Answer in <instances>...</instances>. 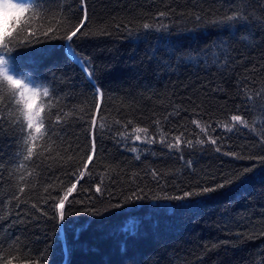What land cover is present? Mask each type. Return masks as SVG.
<instances>
[{
  "label": "trees",
  "instance_id": "1",
  "mask_svg": "<svg viewBox=\"0 0 264 264\" xmlns=\"http://www.w3.org/2000/svg\"><path fill=\"white\" fill-rule=\"evenodd\" d=\"M229 2L230 0H88L89 23L85 30L90 34L75 40L74 47L82 57L88 56L93 61L96 82L104 91L100 102L101 115L111 114L121 120L132 118L139 126L154 128L151 125L152 119L162 118L172 110L173 105H179L188 111H181L179 117L170 118L164 125L165 131L177 133V129L184 130L180 127L183 125L187 129L186 138L195 139L199 134L200 138L206 140L199 129L190 123L195 116L193 109L198 107L201 117L212 121L227 120L231 114H235V105L240 103L237 80L245 83V76L254 79L255 83L249 85L252 89H259L264 85V47L248 52L240 43L234 42L232 57L241 62L232 64L224 71L215 64L205 66L203 61L197 64L187 60L184 63H178L177 59L169 60L164 56V50L171 51L175 47L187 51L211 44L217 38L218 30L210 21L224 14ZM69 3L72 4L73 0H69ZM167 9H175L171 13V19L165 21L171 25L168 32H146L142 29L144 22H153L156 12ZM196 14L201 16L200 22L194 19ZM71 15L74 18L80 16L78 4L73 6ZM126 23L133 29L131 35L115 27V24L123 26ZM102 32L110 34H101ZM64 43L62 40H54L17 49L12 55L20 57L39 48L54 50V58L59 62L60 68L71 78L67 83L57 81L55 87L67 94L65 103L69 107L83 105L89 110L96 101L91 89L82 82L79 69L70 67L63 59ZM157 49L159 54L153 58ZM49 63L51 58L41 59L36 66L35 75L47 78L46 68ZM24 67L30 69L32 65ZM240 113L250 123L256 120L258 130L264 127L259 112L248 113L241 107ZM87 128L86 120H77L75 117L67 125V142L74 147L78 146L76 150L80 155H86L90 147L91 137ZM117 128L119 126H113L111 132H98L97 155L93 164L89 165L93 176L90 178L85 175L69 197L70 200L82 199L85 204L82 206L73 203L72 213L66 217L65 223L79 226L91 221L80 236L79 243L84 247L73 251L70 264H254L257 261L259 254L264 252V192L260 191L264 188V161L234 159L223 154L237 152L249 156L264 151L255 146L257 138L248 129H239L234 133L217 129L215 133H211L214 137H220L217 144L221 146V152H216V146L211 143L198 145L193 149L181 145L185 161H193V166L189 169L179 159L181 153L169 152L159 143L149 146L136 142L139 148L146 151L140 154L139 161L135 160L134 154L126 150V147L133 146L132 141L117 142ZM16 148L15 136L10 129H6L0 135V161L5 164L0 169V202L3 203L0 207V228L6 227L12 237L19 235L20 243L33 253H39L45 248V243H49L51 249L48 264H65L62 245L59 240L54 239V221L41 216L36 209L31 208V203L40 204L52 215L49 205L56 201L49 199L47 204L43 203L41 196H48L44 187L55 181V191L49 189V192L53 196H62V189L70 186V182L75 179L68 173L74 171L82 161L79 164L76 161H69L67 164L63 161H48L47 163L52 164L51 170L44 166L40 176L36 177L34 174L36 187L29 185L25 188L21 196L24 202L11 200L9 204V199L18 193L19 188L16 182L19 174L9 176L12 168L9 157ZM55 150L56 146H53L52 154ZM245 166L253 167L246 181L233 184L230 189L221 193L212 194V198L207 200V206L185 208L182 205L187 201L144 199L125 203L121 208L108 207L112 196L122 198L123 194L136 186L147 185L146 191L151 188L163 195L164 192L155 188L156 181L150 175L153 169L161 174L163 181L184 187L193 185L196 181L214 183L213 177L219 179L222 173ZM98 173L105 174L103 197L94 188L100 182ZM61 180L64 181L63 185L60 184ZM166 191L175 194L171 186ZM148 195L151 196L152 192H148ZM88 197L94 198L91 206L99 209L101 215L93 217L83 212V208L89 206ZM229 201L231 203L226 204ZM111 202L114 204L116 201ZM16 204H19V208ZM18 212L19 217L16 215ZM33 216L38 219H33ZM21 217L24 218L23 223L9 226L12 220ZM130 219L137 222L139 230L135 236L126 237L120 232V228ZM72 240V232L69 231L70 245ZM0 241L6 242L5 248L11 243L9 235L3 231H0ZM222 241L232 243L222 244ZM121 242L127 245L124 253L119 248Z\"/></svg>",
  "mask_w": 264,
  "mask_h": 264
},
{
  "label": "snow or ice",
  "instance_id": "2",
  "mask_svg": "<svg viewBox=\"0 0 264 264\" xmlns=\"http://www.w3.org/2000/svg\"><path fill=\"white\" fill-rule=\"evenodd\" d=\"M75 4L79 5L80 16L78 18L71 15ZM173 11L175 9L156 12L153 16V22H144L142 29L146 32H168L171 25L165 21L171 19ZM74 19L75 22H73ZM194 19L200 22L201 16L196 14ZM88 23V0H73L72 4L69 3V0H0V135H3L6 129H10L11 134L15 136L17 148L9 157V162L12 164L9 176H13L14 173L19 174L16 180L19 185L18 193L14 194L8 203L11 204V200L24 202L21 200V196L24 194L25 188L29 185L32 188L36 187L34 174L36 177L40 176L41 172L44 171V166L49 171L51 170L52 164L47 163L48 161L57 163L63 161L64 164L69 161H76L79 164V161H82V164L77 166L74 171L68 173L75 179L70 182V186H65L62 189V196H53L49 192V189L55 191V181L44 187V192H47L48 196H41L43 203L47 204L49 199L56 201V203L49 205L52 209V215H49L40 204L31 203V208L36 209L41 216L54 221L56 229L54 239L59 240L62 245L61 251L65 264H70V257L76 248L84 247L79 243L80 236L91 224L89 221L85 225L69 226L65 221L66 217L72 213L71 205L73 203L82 206L85 204L82 199L70 200L69 197L77 189V185L84 179L85 175L90 178L93 176L89 165L93 164L97 155L96 135L98 132H111L113 126H119L115 132V135L119 137L117 142L132 141L133 146L126 147V150L134 154L135 160L139 161L141 159L140 154L146 151V149L139 148L136 142L149 146L159 143L166 147L169 152L181 153L179 159L189 169L192 168L193 161L191 159L185 161L181 145L193 149L198 145L203 146L205 143H211L216 146V152H221V146L217 144L220 137H214L211 134L215 133L217 129H222L227 133H234L239 129H248L257 138L255 146L264 149V127H260L258 130L256 120L250 123L249 119L240 113L241 107L248 113L259 112L260 120L264 122V85L259 89L250 88L249 85L254 84L255 80L247 76L244 77L247 82L241 83L239 80L236 82L240 103L235 105L236 113L231 114L227 120H204L198 107L193 109L195 116L191 118L190 123L199 129V133L203 134L207 138L206 140L200 138L199 134L196 135L195 139L186 138L187 129L183 125L180 127L184 130L177 129L178 134L165 131L164 125L170 118L179 117L181 111H188L179 105H173L172 110L164 114L162 118L155 117L152 119L151 125H154V128L139 126L132 118L121 120L112 117L111 114L101 115L100 102L103 100L104 91L96 82V69L93 67V61L88 56L82 57L74 47L75 40L90 34L85 30ZM210 23L218 30L217 38L211 44L187 51L172 47L171 51L164 50V56L169 60L177 59L178 63H184L187 60L198 64L203 61L205 66L215 64L224 71L232 64L241 62L232 57L234 42L240 43L242 48L248 52L257 47H264V0H230L228 10L223 15L214 17ZM115 27L118 30L127 31L129 35L133 32L129 23L123 24V26L115 24ZM101 34L110 33L102 32ZM54 40L65 42L62 46L63 59L70 67L79 69L82 73V82L91 89L96 101L91 109L86 110L83 105L69 107L65 103L67 94L58 90L55 83L57 81L67 83L71 78L67 76L65 70L60 68L59 62L54 58V50L39 48L20 57L12 55L17 49L30 48ZM157 54H159V49L153 54V58ZM44 58H51V63L46 68L47 78L35 75L36 66ZM28 64L32 65L30 69L24 67ZM153 115L155 116V114ZM72 117L77 120H86L88 124L87 131L91 140L86 155H80L76 150L78 146L74 147L67 142V125ZM214 123L215 127H213ZM170 136L171 138H169ZM38 141L42 143H38ZM53 146H56L54 154H52ZM223 154L232 156L234 159L264 161V151L249 156L237 152H224ZM4 167V162L0 161V169ZM252 171V166H245L226 174L222 173L219 179L213 177L215 182L211 184L196 181L193 185L180 187L174 183L170 185L167 181H163L161 174L153 169L150 175L156 181L155 188L164 192L163 195H159L151 188L146 191L147 185L136 186L123 194L122 198L112 196L108 207L121 208L125 203L144 199L187 201L188 203L182 205L185 208L207 206V200L212 198V194L230 189L233 184L245 182L248 173ZM98 174L100 175V182L95 184L94 188L95 192L103 197L102 186L105 174ZM30 178L33 179L30 180ZM0 179H2V174H0ZM57 179L59 178L57 177ZM60 184L63 185L64 181L61 180ZM133 184H135L134 180ZM170 186L173 187L175 194H169L166 191ZM84 191H89V189H84ZM260 191L264 192V188H261ZM148 192H152V195L149 196ZM113 200L116 201L114 204L111 202ZM87 201L89 206L84 207L83 212L93 217L102 214L99 209L91 206L94 203L93 197H88ZM2 206L3 203L0 202V207ZM15 206L19 208V204ZM16 215L19 217L20 213L18 212ZM33 219H38V217L33 216ZM23 222L24 218L21 217L12 220L9 226ZM138 230V224L134 219L127 220L120 228V232L126 237L135 236ZM0 231L5 232L11 239L7 248L4 247L6 242L0 241V264H48L51 249L49 243L46 242L45 248L39 253H33L30 248L20 243L19 235L12 237L7 232L6 227L0 228ZM69 231L72 232L73 237L71 245L68 242ZM45 239L47 241V238ZM221 243L229 244L232 242L222 241ZM119 248L122 253L126 252V243L121 242ZM254 264H264V252L259 254Z\"/></svg>",
  "mask_w": 264,
  "mask_h": 264
},
{
  "label": "rangeland",
  "instance_id": "3",
  "mask_svg": "<svg viewBox=\"0 0 264 264\" xmlns=\"http://www.w3.org/2000/svg\"><path fill=\"white\" fill-rule=\"evenodd\" d=\"M5 26H7V25H5Z\"/></svg>",
  "mask_w": 264,
  "mask_h": 264
}]
</instances>
